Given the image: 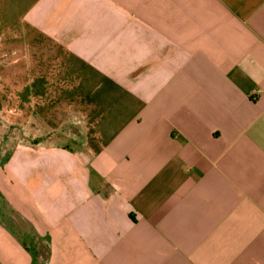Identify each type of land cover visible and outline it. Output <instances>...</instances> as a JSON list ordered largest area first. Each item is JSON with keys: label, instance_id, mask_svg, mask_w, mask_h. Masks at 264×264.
Listing matches in <instances>:
<instances>
[{"label": "crops", "instance_id": "obj_1", "mask_svg": "<svg viewBox=\"0 0 264 264\" xmlns=\"http://www.w3.org/2000/svg\"><path fill=\"white\" fill-rule=\"evenodd\" d=\"M0 264H264V0H0Z\"/></svg>", "mask_w": 264, "mask_h": 264}]
</instances>
